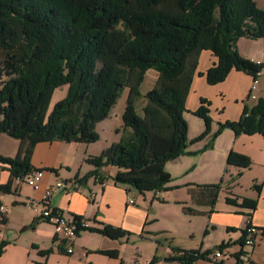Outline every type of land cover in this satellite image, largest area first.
<instances>
[{
    "label": "trees",
    "instance_id": "trees-1",
    "mask_svg": "<svg viewBox=\"0 0 264 264\" xmlns=\"http://www.w3.org/2000/svg\"><path fill=\"white\" fill-rule=\"evenodd\" d=\"M242 37L264 40V7L256 0H0V135L20 141L15 157L0 155L1 167L10 172L0 192L11 193L15 178L36 170L32 156L38 143L98 141L97 124L109 117L126 88L124 134L100 155L86 158L95 169L82 181L115 166L117 172L108 177L114 183L141 193L159 191L171 181L167 162L213 148L223 130L264 136V97L245 106L238 120L218 122L214 132L210 102L203 98L192 113L204 121L205 129L193 142L208 141L199 151L187 150L184 113L200 52L210 50L218 58L205 73L211 85L225 80L232 69L253 78L264 70L263 63L241 55ZM149 69L159 76L140 115L136 100ZM64 85L65 98L48 112L54 91ZM227 164L248 169L253 162L232 150ZM221 183L200 186L212 193V208ZM254 188L260 193V185ZM242 205L254 209L257 201L244 198ZM184 212L200 213L191 207H184ZM74 218L78 235L82 231L111 239L133 235L106 223L82 226V218ZM5 245L0 243V255ZM176 250L173 259L180 264H194L212 252ZM50 252L52 248L40 254ZM97 252L119 256L116 249ZM158 260L154 255L147 264Z\"/></svg>",
    "mask_w": 264,
    "mask_h": 264
},
{
    "label": "crops",
    "instance_id": "crops-1",
    "mask_svg": "<svg viewBox=\"0 0 264 264\" xmlns=\"http://www.w3.org/2000/svg\"><path fill=\"white\" fill-rule=\"evenodd\" d=\"M256 2L259 7H264V0H256ZM238 48L243 57L264 64L263 39L242 37L238 41ZM217 62L218 58L212 51L200 52L186 99L188 111L184 113L189 125L188 138H195L205 129L204 121L192 113L201 105V99L204 98L210 102L209 109L214 132L218 128V122L238 120L245 106H251L260 97H264V70L254 91H251L253 77L237 69H232L222 82L215 85L209 84L205 73ZM252 94L256 98H252ZM119 127L123 128V125ZM127 132L129 130H126ZM101 137L100 134V139L94 143L54 141L41 142L35 146L32 165L44 171L42 179L34 189L32 188L33 190L18 187L16 194L8 201L10 206L0 203V207H4V210L0 208V243L6 242L0 255V264H121V262L146 264L154 255L159 259L156 264L168 262L180 264L173 259L177 255L176 249L211 250L212 252L223 249L229 255L223 263L207 257L196 260L194 264H236L235 255L242 249L241 241L249 224L263 230L257 237L251 252L252 264H264V136L258 133L237 136L231 129H225L216 138L213 148L193 154L196 158L191 162L186 159L190 155H182L173 160L181 165L182 170H194L197 178L191 175V178L176 182L175 189L168 193L171 195L179 193L176 199L178 205L170 211L173 220L166 218L163 212L161 215H165L160 225L158 224L161 223L159 219L161 215L159 216L154 210L152 202L148 204L146 199H133L130 188L116 184L108 178L117 172V167L106 166L100 169L102 177H106L105 180H107V184L103 187L95 184L93 175L86 181H82L95 169V166L86 162V158L100 155L112 144L98 143ZM0 140L11 149L8 150L6 146H2L0 155L15 157L20 141L6 134H1ZM203 141L205 143L188 146L187 150L199 151L208 140ZM1 145L2 143L0 147ZM232 150L249 156L253 162L252 166L242 169L228 165L227 156ZM9 178L10 172L0 165V184L7 183ZM58 179L71 180L75 183L85 182L86 189L83 192H77L70 186L67 190L52 196L50 205L53 209L70 217L79 216L88 226L101 227L103 223H106L121 227L132 232L133 235L111 239L96 232L82 231L71 242L73 251L69 253L68 245L63 237L58 234L53 235L54 226L39 220L37 215L35 217L33 214L35 206L41 205L48 186ZM188 181L192 183H186ZM220 181H222L221 189L212 208L210 206L212 193L200 186L217 184ZM254 185L261 186L260 193ZM90 192L95 193L93 198H90ZM161 192V190L156 191L154 196L165 201V198L161 197ZM3 197V195L0 197L2 201ZM129 198L135 202L128 203ZM227 198L234 199L235 202L229 203ZM244 198L256 200V208L243 206ZM170 201L172 200L168 203ZM184 207H191L200 213L187 214L184 212ZM174 222L183 228L180 233L185 235L184 242L176 238V230L171 226ZM32 224H34L32 244L21 241L19 237L9 233L12 227L25 226V229H28ZM4 230H8L7 236ZM197 233L200 235L198 236ZM137 237L142 241H139ZM142 244L152 246L150 253L153 255L148 256L145 262H140L136 257ZM221 244H224V247L217 248ZM50 248L52 252L49 254H40V251ZM114 249L119 252L117 258L97 252Z\"/></svg>",
    "mask_w": 264,
    "mask_h": 264
},
{
    "label": "rangeland",
    "instance_id": "rangeland-1",
    "mask_svg": "<svg viewBox=\"0 0 264 264\" xmlns=\"http://www.w3.org/2000/svg\"><path fill=\"white\" fill-rule=\"evenodd\" d=\"M158 76H159L158 72L156 70H154V69L147 70V72L144 75V80H143V82H142V84L140 86L141 95L136 100V108H137V111H138V113L140 115H143V108L147 104L146 94H147L148 91H150V90H152L154 88V86L156 85V81L158 79ZM67 88L68 87L66 85H64V86H61V87L57 88L54 91V93L52 95V98H51V101H50V104H49L48 112L52 111L54 105L58 101H60L61 99L65 98V96L67 94ZM128 92L129 91H128L127 88L125 90H123L120 98L118 99L117 103L113 107V109H112V111L110 113L111 115H109L108 119L104 120L101 123L99 122L97 124L96 130L102 136L100 142H98V143H113V142H117L120 139V137L124 134V129L122 127H119V126L120 125L124 126L123 119H122V112H124V108H125V105H126V99H127V96H128ZM196 119H198V118H196ZM188 127H189V125H188ZM117 128H120V129L118 130ZM188 131H189V128H188ZM187 137H188V135H187ZM193 139L194 138H192V137L188 138V143H189L188 146L191 147L192 145H195V143H205L203 140L198 141V142H193ZM106 140H108V141H106ZM0 143H2V145L0 147V150H1L2 146L3 147L6 146L5 148H7L8 150H11V149H9L8 145L4 144L5 142L0 140ZM2 150H4V149H2ZM195 158H196L195 155H190L186 159H188L191 162ZM165 167H166V170L170 173V175L172 177V180L168 184H166V186H165V188L163 190H161L162 191L161 192V197L162 198L164 197L165 201H161V198L159 199V197L154 196L156 191H147L145 193H141L138 189H136L133 186H129V188L132 191V195L131 196H132L133 199H137V198H139L141 200L146 199L147 200L146 202L148 204L152 202L153 203V208L158 213L159 216L163 212H165L166 215L165 214H163V215H165L166 218H172L171 220H173V217L170 215V211H171V209L176 207V205H178V204H176V202H177L176 199H177L179 193L178 194H173V195L168 194V193H170L172 190L175 189V186L177 185L176 182H178L179 180H182V179H185V178H191V175L194 176L195 178H197V175H196L195 171L192 170V169L182 170L181 165L178 162H175L173 160L167 162ZM15 181H16V183H13V186H12V189H11V193L10 192L9 193L0 192V197L2 195L4 196L3 197V201L0 198V200H1L0 203L1 204L8 206L10 204L8 202L9 199L11 197H13V195L16 194L18 187L24 188V190H27L29 188L30 189H32V188L34 189V187H31V186L27 185L24 182V178L23 179L15 178L14 182ZM186 183H192V182L188 181ZM182 189H184V187ZM181 191H182L181 193L183 194V190H181ZM169 200H172V201H170V203H168ZM179 205H180V203H179ZM36 207H39V206H35V208ZM35 208H34V211H35ZM33 214H34L35 217L37 215V218L39 220L43 221L42 219L39 218L38 213L36 211ZM163 215H161V217H159V219L161 220V223H159L158 225L162 224ZM187 225H188V223L186 224V226ZM171 226H172L173 229L176 230V233H175L176 234V238L178 240L184 242L185 241V235L180 233V231L183 230L181 225L178 224L177 222H174V223H172ZM9 231H10L9 232L10 235H13V236L15 235V236L19 237L21 241H26V242H29L30 244L33 243L34 231H33V227L32 226L29 227L28 229H25V226L12 227V228L9 229ZM4 232H5L6 236H7L8 230H4ZM55 234H56V231L54 229L53 230V235H55ZM197 234H198V236L200 235V233H197ZM139 241H142V240L139 239ZM137 246H138V244H137ZM140 248L141 249L138 250L139 254H137L136 257L139 258L140 262H145V260L148 258V256H152L153 255L152 253H150L151 250H152V246L150 244H142L140 246ZM223 252L226 253L224 250H223ZM172 263L173 262H168L167 264H172ZM173 264H175V263H173Z\"/></svg>",
    "mask_w": 264,
    "mask_h": 264
},
{
    "label": "built area",
    "instance_id": "built-area-1",
    "mask_svg": "<svg viewBox=\"0 0 264 264\" xmlns=\"http://www.w3.org/2000/svg\"><path fill=\"white\" fill-rule=\"evenodd\" d=\"M258 80L259 78H253L251 91L256 89ZM251 97L256 98L254 94H252ZM43 175L44 171L42 169H36L24 178V182L27 185L35 188L42 179ZM92 178L96 185L103 187L107 184V180H105L99 174L93 175ZM70 186H72V188L77 192H83L86 189L85 182L75 183L71 180L66 181L58 179L54 184L48 186L41 200V205L35 208L39 218L52 224L55 228L56 234L63 237L65 243L68 245L67 251L69 253L73 251L71 242L78 236V225L75 222L74 217L67 216L61 211L53 209L50 205V199L52 196L67 190ZM90 193V198H93L95 193ZM134 202L135 201L132 198L128 199V203L133 204ZM0 208L1 210H4V207ZM81 224L82 226H88L87 223L83 221ZM245 231L242 249L235 255L237 260L236 264H252L251 252L256 243L257 237L263 232L262 229L253 224H249ZM208 257L212 258L218 263H223L229 257V255L224 253L223 249H216L215 251L211 252ZM149 261L147 263H149Z\"/></svg>",
    "mask_w": 264,
    "mask_h": 264
},
{
    "label": "water",
    "instance_id": "water-1",
    "mask_svg": "<svg viewBox=\"0 0 264 264\" xmlns=\"http://www.w3.org/2000/svg\"><path fill=\"white\" fill-rule=\"evenodd\" d=\"M169 260H171V259H169Z\"/></svg>",
    "mask_w": 264,
    "mask_h": 264
}]
</instances>
